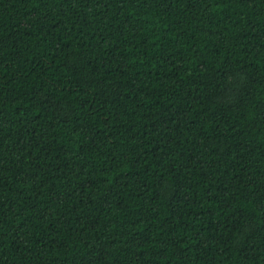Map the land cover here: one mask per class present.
Segmentation results:
<instances>
[{"label":"trees","instance_id":"1","mask_svg":"<svg viewBox=\"0 0 264 264\" xmlns=\"http://www.w3.org/2000/svg\"><path fill=\"white\" fill-rule=\"evenodd\" d=\"M0 264H264V0H0Z\"/></svg>","mask_w":264,"mask_h":264}]
</instances>
